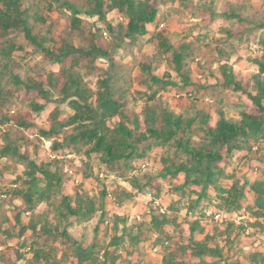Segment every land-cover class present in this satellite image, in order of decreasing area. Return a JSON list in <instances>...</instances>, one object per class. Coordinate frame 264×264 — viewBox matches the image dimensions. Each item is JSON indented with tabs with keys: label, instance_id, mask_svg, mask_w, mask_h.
Masks as SVG:
<instances>
[{
	"label": "trees",
	"instance_id": "16d2710c",
	"mask_svg": "<svg viewBox=\"0 0 264 264\" xmlns=\"http://www.w3.org/2000/svg\"><path fill=\"white\" fill-rule=\"evenodd\" d=\"M29 1L30 4L25 5L23 0H0V39L8 41L6 44L0 43V125L11 122L10 126L20 131L34 128L38 140L43 142L44 138L53 139V150L58 152L70 146V150L76 153L80 144L88 146V149L87 159L59 154L61 157L38 161L28 152L29 141L26 143L27 152L22 151L20 139L1 130L4 141L1 154L18 155L25 165L22 174L14 181L16 186L3 185L0 188V230H7L3 225L12 223L20 227L17 235L21 238L32 234L52 240L50 246L40 244L39 247H33L26 264H64L70 256L75 257L76 264H127L126 256L122 258L121 253L109 247L126 244V239L134 248L141 242V235L145 231L140 226L137 233L124 229L121 235H114L108 247H101L95 241L85 246L72 233V227L80 220L88 219L100 211L98 225L94 228L95 233H98L107 215L105 204L109 191L103 189L99 196H93L84 189V185L96 177L88 159L95 152L100 154V165L103 166L101 172L121 174L125 169L132 171L135 168V159L145 158L148 146L163 148L166 153L161 157L159 176L173 178L179 182L176 189L182 191L192 185L206 192L210 185H214L215 198L219 201L216 206L223 210L222 220L239 212L245 206L243 201L247 193L251 192L253 201L246 206L251 219L238 226L249 232L264 231V180L242 182L239 174L227 175L225 168L219 164L234 150L244 148L248 141L257 142L264 138V0L257 7L230 3L227 9L220 12L222 18L235 22L236 27L224 28L228 35H232L239 26L262 31L258 39L261 54L253 59L257 69L248 80L244 81L227 63L215 60L222 77L221 84L249 99L238 110L235 118H228L223 108L196 107L192 109L193 112L189 109H172L157 94L174 83L173 77L169 74L162 76L152 60L141 64L142 75H148L150 79L145 89L146 101L140 109L129 105L130 100L137 101L131 89H116L110 83L107 71L98 73V68L92 64L87 65L86 73L78 71L77 65L83 58L90 61L110 56L108 49L97 42L101 32L133 41L149 34L150 25L158 18L161 0H55L60 3L62 12L69 16L70 26L80 29L81 36L89 37L88 48L75 46L69 37L57 38L47 17L37 10L33 13L30 9L39 7L43 0ZM51 7L52 3L48 4V9ZM111 12L122 15V20L109 19ZM80 14L97 16L105 23V28L95 27L93 30L94 25ZM18 32H22L25 41L47 56L50 65L59 64V69L23 76L20 62L13 57L14 51L21 48L12 39ZM167 33V29L163 28L151 35L149 42L154 51L161 57L172 54L173 70L184 77L186 83L204 86L200 79L191 81L190 69L185 68L183 54L189 46L177 49ZM69 57L73 62L66 66ZM96 75V89L93 91L89 82ZM6 76L10 77L15 87L22 88L26 93V106L21 112L14 110L11 113L6 109L17 94L15 87H6ZM50 88L57 90L62 100H68L74 113L65 120L54 118L51 124H39L35 113L41 112L46 102L51 100ZM93 96L94 103L90 100ZM55 112L54 115L59 114V111ZM61 130L70 133L59 140L55 136ZM80 159L88 172L80 185L73 186L71 191L66 185L65 190L64 181L68 174L65 168L71 165V160ZM223 178L230 184L228 188L218 185ZM170 207L179 210L174 204ZM7 210L11 211V215L6 213ZM24 214L30 215L28 222L22 220ZM112 221L118 228L119 224L127 223V217L118 210L112 216ZM223 222H227L225 227L221 225L211 233L197 218L186 219L176 214L168 217L159 208L152 207L146 235L153 231L157 234L155 242L163 255L160 264H188L192 260L202 262L205 258L220 259L223 247L213 243V240L219 235L230 234V227L234 225L233 221ZM168 224L179 232L181 241L171 242L173 238L166 228ZM97 247L104 249L102 254ZM24 258L25 254L14 246H6L0 251V264H25L21 263ZM244 258L246 261H239L238 264H264V249H250ZM129 264L140 263L135 259Z\"/></svg>",
	"mask_w": 264,
	"mask_h": 264
},
{
	"label": "rangeland",
	"instance_id": "374dc122",
	"mask_svg": "<svg viewBox=\"0 0 264 264\" xmlns=\"http://www.w3.org/2000/svg\"><path fill=\"white\" fill-rule=\"evenodd\" d=\"M261 1L161 0L159 2L158 18L150 25L149 34L139 38L137 41H133L123 37L118 39L111 34L106 36L101 32V34H98L97 42L108 49L110 56L98 57L94 60L90 59L92 62L88 58H83L80 65H77L78 71L86 73L87 65L89 64L97 67L98 73L107 71L110 83L114 84L116 89L119 90L124 87L131 89V93L137 98V101L130 100L129 105L140 109L146 101L145 89H147L146 84H148L150 79L147 74V76L142 75L141 64L152 60L155 63L156 70L162 76L169 74L173 77L174 83L160 90L157 94V97L161 101L168 102L172 109L177 111L189 109L190 112H193L192 109L196 107L197 109L223 108L228 118H235L238 110L246 105L249 99L247 96H240L233 89L221 84L222 77L215 60L218 59L227 63L243 77L244 81L248 80L250 74L257 69L253 59L261 54L258 39L262 31L239 26L232 35H228L224 28L236 27L235 22L222 18L220 12L227 9L230 3L257 7ZM23 2L25 5L30 4L29 0H23ZM51 3L52 7L48 9V4ZM30 9H32L33 13L37 10L38 13L47 17L48 23L52 24V32L57 38L69 37L71 43L75 46L88 48L89 37L81 36L80 29H74L70 26L69 16L62 12L59 2L43 0L39 7H31ZM64 12L70 15L65 9ZM80 15L94 25L93 30L95 27L105 28V23L97 16ZM108 17L109 19H114L116 15L111 12ZM161 23H164V27L160 28ZM163 28L167 29L168 37L177 49L181 50L182 47L189 46L183 54L185 68L190 69L189 76L191 81L195 78L200 79L205 84L204 86L193 82L186 83L184 77L173 70L172 54L161 57L159 53L154 51V47L149 42L151 35ZM12 39L16 41L19 47L21 46L20 49L14 51L13 57L20 62L23 76H33L48 73L53 69H59V64L50 65L51 63L48 61L47 56H44L40 50H36L29 42L25 41L22 32L13 35ZM5 40L0 39V43L6 44L8 41ZM220 51H224V53L222 52L223 54H221ZM155 58H158V60L154 61ZM212 61L213 65L211 66L210 63ZM72 62V58L69 57L66 59L65 65L69 66ZM97 78L98 75L91 78L89 82V86L93 91L96 89ZM208 80H211V82ZM142 81H144V85ZM4 82L6 87H15L10 82L9 76L4 78ZM156 87L154 86L153 88ZM15 88L16 97L6 108L11 113L14 110L21 112L26 106V93L22 88ZM61 98L57 90L51 89V100L46 102L45 108L41 112L35 113V119L39 124H51L55 119L65 120L74 113V110L68 104V100H62ZM90 100L94 103L95 97L93 96ZM55 111H59V114L54 115ZM10 125L11 122L0 125V188L3 185L16 186L14 181L18 175L22 174L25 165V161L18 155L4 156L1 154V147L4 145L1 130H6L11 136L20 139L19 143L22 151H26V143L29 141L30 150L28 152L31 157L38 161L51 159L44 150L43 142H40L36 137V129L20 131ZM68 133L70 132L67 130H61L55 137L62 140ZM78 147L79 150L76 153L70 150V146L57 152L68 157H84L87 159L86 150L88 146L80 144ZM146 153L145 158L134 160L133 165L135 168L132 171H129V169L126 171L125 169L121 174H104V172H101L103 171V166L100 165L99 153H92L91 157H88L96 177L90 183L85 184L84 189L93 196H99L101 191L106 189L112 194V197H107L105 204L107 215L98 233H95L94 228L98 225L100 211H97L88 219L80 220L79 223L72 227V233L83 245L88 246L95 241L101 247H108L114 235H121L125 230H132L137 233L140 226L145 231V234L141 235V242L135 248L129 244L127 239V245L121 243L119 246H111L109 248L116 253H121L122 258L126 256L127 264L135 261V259L140 264H160L163 255L158 250L159 246L155 242L157 234L153 231L146 235V232L148 231L147 223L151 219L152 207L159 208V211H161L160 207H163L164 212H161L166 213L168 217L176 214L186 219L197 218L201 220L205 224V229H209L208 231L211 233L217 227L220 228L221 225L222 227L227 225V222L225 223L223 220L233 221L232 223H234L230 227V234L219 235L213 240V243L223 247L222 258H205L202 262L192 260L188 264H238L239 261L244 263L246 261V258H244L246 251L254 248L264 249V231L249 232V230H242L238 226L251 219V213L246 207L253 201L251 192L247 193L243 201L245 206L239 212L232 213L222 220L223 210L216 206L219 201L215 198L216 190L214 185H210L206 192L192 185L187 186L183 191L176 189L179 182L174 181L171 177L163 178L159 176L161 157L165 155L166 150L152 145L148 146ZM81 160H71V165L67 166L73 170L78 182L75 181L74 176L68 173L64 181L65 190L69 187V191H71L73 186L80 185L83 177L88 172ZM145 161L148 163L144 166ZM219 164L225 168L227 175L239 174L242 177V182L255 179L264 180V138H260L257 142L248 141L244 148L234 150L229 156H225L224 160L219 161ZM98 173H103L104 176L101 177L99 175V178H97ZM220 182L218 183L219 186L226 188L230 186L224 178ZM156 199L160 202V205L154 204ZM171 204H174L179 210L171 208ZM118 210L127 217V223L119 224L118 228H116L112 221V216ZM1 211L2 208H0ZM6 213L11 215L10 210H7ZM216 213L219 214L218 220H215ZM29 219L30 215L24 214L22 216L24 222H28ZM3 227L7 230H0V251L4 250L6 246H14L20 249L25 254V258L21 260V263H27L32 255L31 249L33 247H39L40 244L50 246L52 243V240L41 239L32 234L21 238L17 235L20 227L12 225V223H6ZM166 228L172 235L173 239L171 242L173 244L182 240L174 226L168 224ZM97 250L101 254L104 251L100 247H97ZM64 264H76L75 257L70 256Z\"/></svg>",
	"mask_w": 264,
	"mask_h": 264
},
{
	"label": "built area",
	"instance_id": "2783aa9c",
	"mask_svg": "<svg viewBox=\"0 0 264 264\" xmlns=\"http://www.w3.org/2000/svg\"><path fill=\"white\" fill-rule=\"evenodd\" d=\"M115 15H116V13H115ZM122 18H123L122 15H116V20L117 21H121ZM161 27H164V23H161L160 24V28ZM104 34L106 36L108 35L106 32ZM43 146H44V150L46 151V154L48 155L49 158L53 159L55 157H60V155L58 154V152L55 151V150H53V139H51V138H44L43 139ZM146 163H148V162L145 161L143 165L145 166ZM65 171L68 172V173H70L72 176H74L73 178L75 179L76 182H78V178L73 174V170L71 168L66 167L65 168ZM99 175L101 177L104 176L103 173H99ZM108 195H109V197H112V194L111 193H109ZM155 203L158 204V205H160V202L157 199L155 200ZM160 210L162 212H164V208L163 207H160ZM218 217H219V214L216 213L215 220H218Z\"/></svg>",
	"mask_w": 264,
	"mask_h": 264
}]
</instances>
